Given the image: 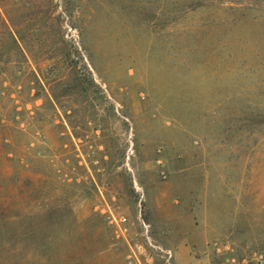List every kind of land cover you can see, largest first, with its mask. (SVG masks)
<instances>
[{"label":"rangeland","instance_id":"obj_1","mask_svg":"<svg viewBox=\"0 0 264 264\" xmlns=\"http://www.w3.org/2000/svg\"><path fill=\"white\" fill-rule=\"evenodd\" d=\"M264 0H0V264H264Z\"/></svg>","mask_w":264,"mask_h":264},{"label":"built area","instance_id":"obj_2","mask_svg":"<svg viewBox=\"0 0 264 264\" xmlns=\"http://www.w3.org/2000/svg\"><path fill=\"white\" fill-rule=\"evenodd\" d=\"M264 261H262L261 263H263Z\"/></svg>","mask_w":264,"mask_h":264}]
</instances>
